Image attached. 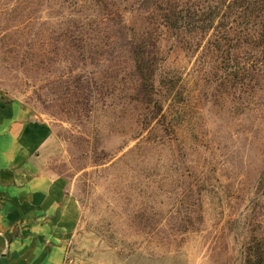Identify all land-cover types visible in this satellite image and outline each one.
I'll return each mask as SVG.
<instances>
[{"label":"rangeland","instance_id":"obj_1","mask_svg":"<svg viewBox=\"0 0 264 264\" xmlns=\"http://www.w3.org/2000/svg\"><path fill=\"white\" fill-rule=\"evenodd\" d=\"M149 6L0 0V104L42 127L31 162L80 204L63 264H264V0L196 34Z\"/></svg>","mask_w":264,"mask_h":264},{"label":"crops","instance_id":"obj_2","mask_svg":"<svg viewBox=\"0 0 264 264\" xmlns=\"http://www.w3.org/2000/svg\"><path fill=\"white\" fill-rule=\"evenodd\" d=\"M44 138L13 103L0 104V255L7 248L8 264H63L78 225L77 198L31 162Z\"/></svg>","mask_w":264,"mask_h":264},{"label":"trees","instance_id":"obj_3","mask_svg":"<svg viewBox=\"0 0 264 264\" xmlns=\"http://www.w3.org/2000/svg\"><path fill=\"white\" fill-rule=\"evenodd\" d=\"M148 1L149 7L158 11V15L163 19L164 24L171 27L174 31L188 28L196 27L195 34L199 32L201 27L204 29H209L214 24V18L219 17V25H222L227 19L228 21H235L238 17H242L246 21V27L250 22L251 16V0H213L207 6V10L201 9V13L190 7H186L183 3H179V0H146ZM202 7V6H201ZM204 15V16H202ZM207 15V19L205 18ZM196 17L201 19L202 24H196ZM205 25V26H204ZM198 26V27H197ZM225 27V26H224ZM239 28V26H237ZM236 26L228 25L225 27V33L221 30L218 34L219 38L226 39L231 36V34L237 35ZM199 29V30H198ZM143 44V38L141 39ZM246 40L248 41V32L246 33ZM135 44V45H134ZM133 53L136 60V66L138 74L141 78V88L144 93L148 96L151 95L154 85H153V69H152V56L149 58V54L146 56L144 52V46L140 43H133ZM149 58V59H147ZM258 252L254 253V257L249 256V261L258 260ZM262 263L260 258L255 264Z\"/></svg>","mask_w":264,"mask_h":264},{"label":"water","instance_id":"obj_4","mask_svg":"<svg viewBox=\"0 0 264 264\" xmlns=\"http://www.w3.org/2000/svg\"><path fill=\"white\" fill-rule=\"evenodd\" d=\"M5 236V235H4ZM6 237V236H5ZM6 239H7V237H6ZM8 240V239H7ZM1 260H2V264H8V262H7V256H6V254L5 253H3L2 254V256H1Z\"/></svg>","mask_w":264,"mask_h":264}]
</instances>
